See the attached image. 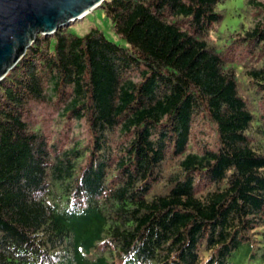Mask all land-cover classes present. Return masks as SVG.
<instances>
[{"label": "trees", "instance_id": "16d2710c", "mask_svg": "<svg viewBox=\"0 0 264 264\" xmlns=\"http://www.w3.org/2000/svg\"><path fill=\"white\" fill-rule=\"evenodd\" d=\"M228 1L105 0L126 46L36 36L0 81V264H264V0L235 29Z\"/></svg>", "mask_w": 264, "mask_h": 264}, {"label": "water", "instance_id": "95a60500", "mask_svg": "<svg viewBox=\"0 0 264 264\" xmlns=\"http://www.w3.org/2000/svg\"><path fill=\"white\" fill-rule=\"evenodd\" d=\"M105 0H0V81L25 55L36 36L58 29L101 8Z\"/></svg>", "mask_w": 264, "mask_h": 264}, {"label": "rangeland", "instance_id": "374dc122", "mask_svg": "<svg viewBox=\"0 0 264 264\" xmlns=\"http://www.w3.org/2000/svg\"><path fill=\"white\" fill-rule=\"evenodd\" d=\"M240 4L241 0H229L226 3L228 11L224 18L222 27L227 25L230 29H235L238 27L240 22H242L240 11H238ZM67 27L70 32L76 36L84 35L90 28H97L108 40L118 45L126 46L125 43H123V41L114 34L110 21L103 15L100 8L90 11L81 20L70 23ZM29 110V122L36 125L35 127H41L42 130L52 127L59 121L57 117V110L50 102L32 103L29 105ZM83 131L84 128L81 125L79 132L83 134ZM194 131L197 141L202 140L210 142L213 140L214 131L209 125L198 126L194 128ZM83 136H85V133ZM83 136L80 138H83Z\"/></svg>", "mask_w": 264, "mask_h": 264}]
</instances>
